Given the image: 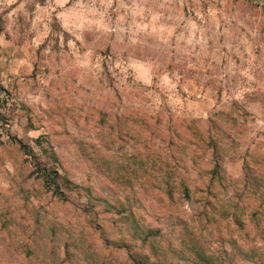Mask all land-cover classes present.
I'll return each mask as SVG.
<instances>
[{
    "label": "rangeland",
    "instance_id": "1",
    "mask_svg": "<svg viewBox=\"0 0 264 264\" xmlns=\"http://www.w3.org/2000/svg\"><path fill=\"white\" fill-rule=\"evenodd\" d=\"M0 264H264V0H0Z\"/></svg>",
    "mask_w": 264,
    "mask_h": 264
},
{
    "label": "trees",
    "instance_id": "2",
    "mask_svg": "<svg viewBox=\"0 0 264 264\" xmlns=\"http://www.w3.org/2000/svg\"><path fill=\"white\" fill-rule=\"evenodd\" d=\"M189 190H190V192H191V188L188 187V186H187V187L185 186V187L183 188V192H184V194H187V193L189 192ZM55 193L58 194V195H60V196L62 195V192H61V191L59 192L58 190H56Z\"/></svg>",
    "mask_w": 264,
    "mask_h": 264
},
{
    "label": "crops",
    "instance_id": "3",
    "mask_svg": "<svg viewBox=\"0 0 264 264\" xmlns=\"http://www.w3.org/2000/svg\"><path fill=\"white\" fill-rule=\"evenodd\" d=\"M68 9H70V6L68 7Z\"/></svg>",
    "mask_w": 264,
    "mask_h": 264
}]
</instances>
